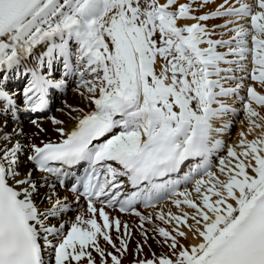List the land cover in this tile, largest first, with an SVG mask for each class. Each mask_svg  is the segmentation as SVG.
<instances>
[{"label":"snow or ice","instance_id":"snow-or-ice-1","mask_svg":"<svg viewBox=\"0 0 264 264\" xmlns=\"http://www.w3.org/2000/svg\"><path fill=\"white\" fill-rule=\"evenodd\" d=\"M210 3L0 0V264H97L93 250L99 264L109 258L122 264L129 226L105 209L131 212L141 200L155 207L165 191L177 197L180 212H160L159 220L175 225L155 231L171 255L153 254L135 264H264V94L256 87L264 88V0H224L215 11L194 14ZM224 17L235 19L216 27L234 35L213 39L203 22ZM249 55L254 83L246 86L241 77L235 87H225L236 77L222 75L234 69L221 64L245 71L240 61ZM23 77L29 79L21 105L9 83ZM71 84L94 107L85 112L66 104L69 116L80 115L72 117L77 123L71 131L56 128L64 137L60 142L22 143L19 114L46 112L52 91ZM223 97L239 99L249 128L219 156L225 149L219 137L232 127L225 117L239 114ZM52 122L63 124L54 117ZM31 123L44 131L37 120ZM84 163V175L74 177L69 170ZM186 166L183 180L170 179ZM37 171L46 174L39 187ZM121 178L136 190L122 191ZM193 179L191 191H178ZM57 184L77 205L85 198L86 212L65 220L73 208ZM40 187L51 190L45 196L51 206L43 211L33 199ZM122 227L118 246L111 230L121 233ZM189 233L200 243L182 245L177 237ZM101 239L114 251L102 247Z\"/></svg>","mask_w":264,"mask_h":264},{"label":"bare ground","instance_id":"bare-ground-1","mask_svg":"<svg viewBox=\"0 0 264 264\" xmlns=\"http://www.w3.org/2000/svg\"><path fill=\"white\" fill-rule=\"evenodd\" d=\"M161 1H164V0H161ZM183 2L186 3V2H188V0H180V3H183ZM223 2H224V0H214V3L208 4L207 6L199 9L195 13H198V15H203L205 13H209L212 10L213 11L216 10V8ZM229 18L235 19L234 17H229ZM194 22L195 21H184L181 24L194 23ZM241 23L247 24L248 22L247 21H241ZM232 27H234V25H232ZM222 50L224 52H226L224 47H222ZM229 59H238V58L237 57H229ZM240 64H243L245 66V68H246L245 71H240V67L237 64L228 65L226 68H228L230 66H237V68H236L237 73L235 74L236 83L241 82V80H240L241 77H246V79L244 80V84L246 85L247 80L250 78V72L254 66L252 63L251 55L248 56V59H246L244 61H240ZM57 75H59V74H57ZM238 76H241V77L237 78ZM26 79H29V77H23L21 79H13L9 83V88L20 94V98H19L18 102H20L21 105H22V92H23L22 86L26 82ZM236 83H234V84H236ZM252 83H254V82H250L247 84H252ZM232 85H233V83L232 84H226L225 87H231ZM256 87H257L258 91H260L262 94H264V88H260L258 84L256 85ZM74 88H75V84H71L68 89H65L63 91H61V90H53L52 91V93L50 95V102L52 99H55V102L58 103L57 110L55 112H54V107H53L54 105H53L52 107H49V109L46 112H43L42 114L41 113H32V112H21L19 114L20 127L23 128L24 135L20 136L18 138L21 140L22 143H24L25 145L35 143L37 145L42 146L43 143H47V142L58 143L62 139H64V137L61 136L60 133H58L56 131V128L62 127V128H64L65 132L71 131L77 123L76 119H73L72 117H76V116L80 115L79 113L73 112L71 114V116H69L68 115V108L66 107V104L72 105L73 107L83 108L85 112L91 110V108L94 107V106L89 105L86 100L82 99L78 94H76L73 91ZM56 91H60V94L57 96L55 95ZM246 94H247L246 92L244 94L242 92H240V95H242V96H246ZM222 99H224L232 107H235L238 112L243 110V108H241V106H238V108L235 106V104H237L239 102V99H236L234 97H223ZM238 105H240V104H238ZM61 109H63V111H61ZM259 110L261 111L262 114H264V108H260ZM31 114L36 115L37 118L35 120H37L39 122L41 128L44 129V131H41L33 123H28V119L31 116ZM53 117L56 119L62 120L63 124H61V125L54 124L52 122ZM235 118L237 120V115L235 117H233L231 115L225 117V119H230L231 121L234 120ZM242 119L241 120L244 121L245 116ZM234 123H235V121H234ZM244 123L247 127L246 130H248L249 124L247 123V121H245ZM12 127H13V124L10 122L9 123V130H11ZM238 129H240V131L246 132L241 126ZM231 133H232V127L228 132L224 133L222 137H219V138L223 139L225 142V149L218 154L219 156L226 155L227 146L239 143L240 138H238L237 135L234 137V139L229 138L231 136ZM256 136H257V134H256V132H254V133L248 135V139L253 140L256 138ZM214 160H215L214 165L218 164V158L214 157ZM27 167H31V165H27ZM22 171H23V169H22ZM213 171H218V169L214 167ZM41 177H43L42 174L34 173L33 178L37 181L38 187H39V184L41 181ZM221 178H223V177H221ZM121 179L123 181L125 180V178H121ZM124 184H125V181H124ZM50 191L51 190L47 187H40L39 192L36 195H34V197H33L35 203L37 204V207L41 211H43V210H45L51 206L50 202L47 199H45V196L47 194H49ZM56 191L61 196H67L69 198V203L72 205V208H73V210L71 212H69L64 217L65 220H69V221L74 220L75 216L77 214H79V211H85L86 212L87 203H82L79 201V204L77 205L75 203V201L73 200V195L64 192L59 187L56 188ZM193 195H195V193H193ZM175 199H177V198H175ZM99 206L100 205L98 204L97 207H99ZM105 210L110 214L111 218L119 219L121 221L122 226H123V224H127L129 226V233H130L131 239L129 240L128 251H127L126 255L122 258V264H134L137 259H143V258L151 259V258H153V254H155L156 256H160L162 254L171 255V249L170 250L164 249L163 247H161L159 245V243L154 241L151 236H149V235L145 236L144 234L136 231L133 228L132 223H131V218L133 217V215L122 216V215L116 213L111 208H106ZM147 212H156L158 214L160 212H164L165 215L168 214L169 212L179 214V212L176 211V209L171 205L170 202H166L163 206L161 205V206L157 207V209H153V210L150 209ZM188 212L191 213L192 211H188ZM97 220H98V222L102 223L101 217L97 216ZM52 222L58 223L57 221H52ZM189 223L192 224L194 222L189 221ZM174 225H175V222L173 221L171 224L166 225L165 229L172 231L174 228ZM150 228H151V226H150ZM66 230H67V228H66ZM182 230L187 231V228L185 227ZM122 233H123V227L121 228V233L115 232L114 229L111 230V235L113 237V240H114V242L117 243L118 246H119V239L122 238ZM173 234H175V233H173ZM177 238L179 239V241L182 245H186V246L200 243V240L195 239L191 233H189L187 239H185L183 237H177ZM100 243H101V246L105 247L107 251H109V252L114 251L111 248V246L107 245L106 242H104L102 239H101ZM138 246L143 249V252L140 254H137V251H136ZM49 251H51V249L46 250V255H47V252H49ZM93 255L97 259V264H99L100 259H101L99 254L93 250ZM109 264H111L110 258H109Z\"/></svg>","mask_w":264,"mask_h":264},{"label":"rangeland","instance_id":"rangeland-1","mask_svg":"<svg viewBox=\"0 0 264 264\" xmlns=\"http://www.w3.org/2000/svg\"><path fill=\"white\" fill-rule=\"evenodd\" d=\"M213 11V10H212ZM211 11V12H212ZM215 11V10H214ZM210 13V12H209ZM195 15H198V13H194ZM205 14H207V13H205ZM223 20H225L224 18H216V19H212V20H209V21H206V22H203V23H205L209 28H211L210 30H212V28H213V30H217L218 31V27H216V25H221V24H223ZM184 22V21H183ZM218 22V23H217ZM180 23H182V22H180ZM214 36H215V34H214ZM214 36H212L213 38H214ZM218 36H220L219 34H218ZM228 36V35H227ZM242 111V110H241ZM261 112V111H260ZM262 114V113H261ZM243 120V119H242ZM241 120V121H242ZM241 121L239 122V123H241ZM240 126L241 125H239V127L238 128H240ZM242 127V126H241ZM247 128V127H246ZM244 129V128H243ZM245 130V129H244ZM232 132H233V129H232ZM237 132H241L240 131V129H238V131ZM233 135V134H232ZM235 137V136H234ZM234 137L233 138H231V139H234ZM151 226L153 227V228H155V227H157V225L155 224V223H151ZM163 239H162V237H157V239H156V241L158 242V241H162ZM162 246H166L165 244H161Z\"/></svg>","mask_w":264,"mask_h":264}]
</instances>
